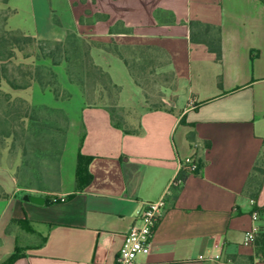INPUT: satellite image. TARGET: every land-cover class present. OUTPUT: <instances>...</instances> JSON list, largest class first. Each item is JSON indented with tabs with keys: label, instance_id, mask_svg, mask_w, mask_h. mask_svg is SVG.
Returning <instances> with one entry per match:
<instances>
[{
	"label": "crops",
	"instance_id": "0c3cea01",
	"mask_svg": "<svg viewBox=\"0 0 264 264\" xmlns=\"http://www.w3.org/2000/svg\"><path fill=\"white\" fill-rule=\"evenodd\" d=\"M5 7L7 29L38 40L62 42L74 33L120 48L159 49L167 60L155 74L171 76L172 84L163 99L171 108L150 111L124 62L92 47L94 63L121 87L118 108L143 110L140 135L116 127L105 108L87 107L65 64V77L55 71L69 100L38 84L7 90L62 110L69 129L50 205L23 200L19 160L1 151L0 186L9 198L0 200V262L31 248L14 264H115L143 204L165 199L151 252L135 264H264V218L252 246L243 244L256 224L252 213L264 210V178L255 204L251 198L255 169H264V0H8ZM191 22L220 29V59L192 42ZM47 93L49 102L32 98ZM80 156L91 159L92 182L78 191ZM186 159L201 172L175 197Z\"/></svg>",
	"mask_w": 264,
	"mask_h": 264
},
{
	"label": "trees",
	"instance_id": "16d2710c",
	"mask_svg": "<svg viewBox=\"0 0 264 264\" xmlns=\"http://www.w3.org/2000/svg\"><path fill=\"white\" fill-rule=\"evenodd\" d=\"M8 0H3L6 4ZM7 18V16H6ZM4 25L0 28V154L8 148L12 157L16 150L21 153V162L15 173L19 189L37 192H53L50 184L58 186L60 190V162L69 129L67 115L59 109L47 105H32L27 100L13 98L9 92L1 87L5 83L12 90H27L33 84H38L42 90H50L56 99L69 100L71 94L61 88L56 67L65 64V72L71 84L79 86L86 106L89 108L102 107L108 110L114 125L127 134L140 135L142 127L140 116L143 110H120L118 99L121 87L114 84L109 73L96 65L91 56L94 45L118 56L128 68L135 83L144 90L149 100L144 80L148 74H154L156 68L167 60L164 53L149 47L120 48L114 42L110 44L94 43L85 40L74 33H69L66 40L42 41L18 31L8 30ZM83 22V19H81ZM193 43L207 46L210 52L221 58V31L211 25L191 22ZM113 33V29L111 30ZM25 60L34 58L31 63H16L18 54ZM129 54L132 56L130 57ZM50 61L51 65L39 63ZM151 68L148 72L147 69ZM165 108H151L150 111ZM168 110V109H165ZM122 112L138 115L137 123L125 121ZM194 140L193 134L189 135ZM8 140L11 146L8 147ZM90 158L80 156L77 170L76 189H84L92 182L88 165ZM196 170L182 167L172 191L178 196L182 187L191 174L198 175L201 166L196 163ZM257 176L252 178V199H256L264 178V169L256 168ZM25 193H22V195ZM26 195V194H25ZM24 196V195H23ZM45 197V205L53 200ZM9 195L0 186V200H6ZM264 218V210L259 209ZM8 231H10L8 229ZM31 248H17L16 251L0 264H14L25 258Z\"/></svg>",
	"mask_w": 264,
	"mask_h": 264
},
{
	"label": "built area",
	"instance_id": "2783aa9c",
	"mask_svg": "<svg viewBox=\"0 0 264 264\" xmlns=\"http://www.w3.org/2000/svg\"><path fill=\"white\" fill-rule=\"evenodd\" d=\"M185 166L192 171L197 168L193 159H186L182 167ZM252 204H255L254 199H252ZM165 205V199L143 204L133 226L124 236L115 264H135L138 256L148 255L151 252L156 229L164 215ZM260 219H262V214L259 209H256L252 213V220L256 224L250 231L245 233L243 241L245 246H252L256 234L260 231V226L257 224Z\"/></svg>",
	"mask_w": 264,
	"mask_h": 264
},
{
	"label": "rangeland",
	"instance_id": "374dc122",
	"mask_svg": "<svg viewBox=\"0 0 264 264\" xmlns=\"http://www.w3.org/2000/svg\"><path fill=\"white\" fill-rule=\"evenodd\" d=\"M8 15V10L5 7V4L3 3V0H0V28L4 25V20L6 18V16ZM128 55L131 57L132 55L128 53ZM35 61L34 58H30L28 60H25L23 58V56L19 53L18 54V58L16 63H31ZM39 63H44L46 65H51L50 61H40ZM63 67H57V70L59 71V73L62 75V78L65 77L64 73H63ZM151 70V68H148L147 71L149 72ZM147 80L143 81L144 82V86L146 88V92L148 94L149 100H148V104H147V109H151V108H165V109H169L171 108L170 105L166 104L163 99H164V88L165 87H169L172 84V77L169 75H158V74H148L146 76ZM75 85V84H74ZM39 88V86H37ZM77 88L79 86H76ZM4 91L7 92V90L9 89V87L3 83L2 87H1ZM40 89V88H39ZM79 89V88H78ZM14 94L16 93H22V91H13ZM52 94L47 93V94H42L40 96H36V94H32V98H37L39 100H42L44 102H49L52 99ZM72 103H74V101H72ZM126 112H122V115L125 116V121H128L129 123H137V119H138V115L135 113H132L131 117L127 116ZM12 141L8 140L7 144L8 147L11 146ZM12 159L13 161L18 159L19 160V164L21 162V153L19 150H16L14 155H12ZM50 187L52 189L53 192H37L34 190H25L22 193L25 194H32V195H38V196H48L51 199H55L57 198V196H55V193H58V186L56 184H50ZM23 194V195H25ZM22 195V196H23Z\"/></svg>",
	"mask_w": 264,
	"mask_h": 264
},
{
	"label": "water",
	"instance_id": "95a60500",
	"mask_svg": "<svg viewBox=\"0 0 264 264\" xmlns=\"http://www.w3.org/2000/svg\"><path fill=\"white\" fill-rule=\"evenodd\" d=\"M23 200L36 205H44L46 201L45 197L32 194L24 195Z\"/></svg>",
	"mask_w": 264,
	"mask_h": 264
}]
</instances>
